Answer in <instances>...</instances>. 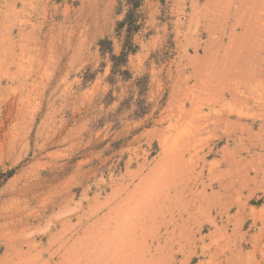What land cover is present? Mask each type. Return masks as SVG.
I'll use <instances>...</instances> for the list:
<instances>
[{"label": "rangeland", "instance_id": "1", "mask_svg": "<svg viewBox=\"0 0 264 264\" xmlns=\"http://www.w3.org/2000/svg\"><path fill=\"white\" fill-rule=\"evenodd\" d=\"M127 1L0 0V264H264V0Z\"/></svg>", "mask_w": 264, "mask_h": 264}, {"label": "trees", "instance_id": "2", "mask_svg": "<svg viewBox=\"0 0 264 264\" xmlns=\"http://www.w3.org/2000/svg\"><path fill=\"white\" fill-rule=\"evenodd\" d=\"M128 10L125 15V18L119 23V27L126 26L127 31L129 33V38L127 40V44H124L123 50L119 55L112 54L111 58L114 61V65L118 62H126V57L128 56L129 52H133L135 48L133 47L132 43V34L137 30L138 25H136V9L139 7L140 0H128ZM110 43L108 40L101 41L102 50H104V44ZM112 52V50H110Z\"/></svg>", "mask_w": 264, "mask_h": 264}, {"label": "bare ground", "instance_id": "3", "mask_svg": "<svg viewBox=\"0 0 264 264\" xmlns=\"http://www.w3.org/2000/svg\"><path fill=\"white\" fill-rule=\"evenodd\" d=\"M12 47V46H11ZM13 49H15V48H13ZM15 53V52H14ZM12 55H14V54H12ZM11 104V103H10ZM10 109V108H9ZM188 142V141H187ZM188 144V143H187ZM190 144V143H189ZM187 146V145H186ZM185 146V147H186ZM188 147V146H187ZM206 190V189H205ZM138 220V219H137ZM214 221V220H213ZM136 224V223H135ZM132 226V225H131ZM138 226V225H137ZM135 229H136V227H134ZM140 232V231H139ZM138 234V233H137ZM1 235V234H0ZM1 245V244H0ZM140 255V254H139ZM2 261V260H1ZM142 261V260H141ZM138 262H139V259H138ZM141 264V263H140Z\"/></svg>", "mask_w": 264, "mask_h": 264}]
</instances>
